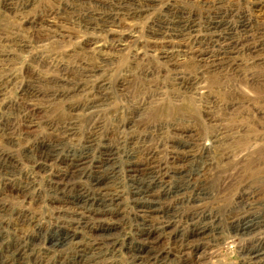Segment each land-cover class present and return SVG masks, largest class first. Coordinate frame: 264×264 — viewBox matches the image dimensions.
<instances>
[{"label": "rangeland", "instance_id": "1", "mask_svg": "<svg viewBox=\"0 0 264 264\" xmlns=\"http://www.w3.org/2000/svg\"><path fill=\"white\" fill-rule=\"evenodd\" d=\"M97 1L104 2L0 0V160H8L4 167L15 168L13 188L22 186L26 179L34 182L26 193H16L3 185L5 180L0 177V264H71L73 245H88L93 235L74 225L79 219L70 216L67 207L51 205L42 198L54 184L52 175L57 169L56 166L39 167L29 156L36 154L42 141L61 142L79 149L85 137L95 134L102 142L121 147L133 156L134 162L145 165L146 156L154 149L159 153L158 160H167L165 147L190 135L192 141L198 143L194 144L197 146L194 151L212 158L216 169L221 170L232 166L234 156L218 160L220 152L215 150L214 137L229 138L224 144L234 149L235 144L244 139L252 148L264 149V50L230 55L237 59L236 64L239 62L237 68L230 67L231 64L207 68L195 62L189 52L190 55L182 52L189 47L190 40L176 37L161 40L171 54L166 60L157 55L163 46L159 48L157 43H152L154 39L148 34L166 7L197 15L201 25L198 36L204 26L200 24L202 17H207L208 11L214 8H222L246 14L249 35L256 38L264 31V11L251 12L248 0H153L139 17L119 18L118 26L110 32L102 31L95 22V27H87L81 19L85 12L97 8ZM212 1L221 4L207 9ZM177 106L184 110H167ZM151 111L162 115L157 113L155 118ZM31 117L32 124L27 127ZM232 136L234 138L230 139ZM157 141L165 142V147L162 144L163 147L157 148ZM120 158L124 163L125 157ZM261 160L256 166L262 165ZM123 177L120 171L113 185L118 187L116 192L121 196L119 210L128 213L119 211L100 223L86 218L80 220L107 227L114 242L112 245L104 243L93 258L94 252L88 251L86 257L90 264L132 263L125 247L141 238L130 219L132 209L128 206ZM228 182L226 180L225 184L230 185ZM217 192V199H221L228 189L224 185ZM263 193L259 192L254 200L264 202ZM205 204L207 209L216 206L210 202ZM181 209V213H189L187 208ZM220 215V220L224 221L234 214L224 211ZM150 222L155 224L156 220ZM38 226L71 230L74 240L65 248L53 249L38 239L23 240V236L35 235ZM173 229L169 230L171 235L157 234L151 239V253L166 255L162 264H239L241 261L237 240L220 241L218 245L207 241L204 246L213 248L205 251L208 255L205 252L198 255L199 258L192 253L180 254L182 247L173 240ZM14 249L19 252L11 253Z\"/></svg>", "mask_w": 264, "mask_h": 264}, {"label": "bare ground", "instance_id": "2", "mask_svg": "<svg viewBox=\"0 0 264 264\" xmlns=\"http://www.w3.org/2000/svg\"><path fill=\"white\" fill-rule=\"evenodd\" d=\"M151 1L153 0L97 1V8H93V12H85L81 19L87 27H95L93 25L95 22L96 25H100L101 30L113 32V29L118 26L117 21L119 18L122 20L137 17L151 6L149 4ZM220 4L219 1H212L210 6L207 5V9L218 7ZM248 5L251 12L264 11V0H248ZM174 8L166 7L163 13H160L157 20L154 21L152 31L148 32L150 38L154 39L153 42L151 41L152 43L155 45L157 43L159 48L160 46L164 47L160 48L159 54H157L160 59L169 60L171 55L165 49L166 44H164V41L161 42V40L166 39L165 37L184 39L182 41L190 40L189 47L182 52H189L194 56L195 62L203 63L207 68H219L226 64H231L230 67L237 68L239 62L238 64L235 63L237 59L232 57L233 54H239L243 51L246 53L248 51L264 50V31L259 32L256 38L255 36L254 38L250 37L249 21L244 13L236 10L214 8V11H208L209 15L207 17L201 16L203 20L200 24L202 23L204 26L201 29V35L198 36L201 25L198 23L197 15L178 11L176 7ZM189 59L191 58L189 57ZM182 106L172 107V109L167 108V110H178V108L184 110ZM151 112L153 117L157 118V113L161 116L163 111ZM181 115L184 114L182 113ZM30 120H32V117L29 118L27 127H30ZM189 136L178 138V141L171 142L169 147H165V142L160 144L157 141V148H161L164 145L167 160H158L157 155L159 153L154 149L151 154H148V157L146 156L147 163L145 165H139L134 162L133 156L125 153L121 147L111 146L108 141L102 142L103 139L98 138L95 134L85 137L84 143L78 147L79 149L68 147L67 144L64 146L65 143L61 142L59 144H53L54 142L44 143L43 141L39 143L40 145L36 148V154L29 156L33 157L35 164L39 167H57L52 175L55 182L50 185V191L46 194L44 193L45 195L41 193L43 194L42 198L51 205H58L62 208L67 207L70 216L73 215L79 219L78 222H74V225L77 228L83 227V229L85 228L93 234L91 235L92 237L89 235L91 239L88 245H80L78 243V245H73L74 258L71 260V264H90L86 257L88 251L94 252V255L91 254L93 258L97 256L99 249L104 243L108 244L111 242L109 243L110 245L114 243L111 241L110 231L106 229L107 227L104 228L94 223L90 225L88 224L89 220L82 223L80 220L86 218L100 223L107 218H112L120 211L121 196L116 192L117 186L114 188L113 185L120 171H122L125 184L127 185L128 206L132 209H129L131 211H129L130 219L134 224H132L134 231L141 238L125 247L127 256L129 255L132 263L144 261L146 264H162L166 255L162 257L159 253H151V239L157 234L159 236L164 234L171 235L169 230L175 228L173 229L175 231L173 240L180 242L182 247V253L180 254L192 253L193 256L199 258L198 255H204L206 250L213 248L210 247L208 249L204 246L207 241H212L214 245H218L220 241L237 240L240 243H238V252L241 256L239 264H264V202L254 200L258 197L259 192L262 193L264 191V161L261 160L264 158V149L258 148L259 146L257 149L252 148V144L247 143V139L236 143V148L234 149L224 144L225 139L229 138L214 137L212 138L214 139L213 145L215 144V150L220 152L218 160L223 161L234 156L232 166L227 170H221L216 169L212 158L204 157L194 151V144L198 143H196L197 140L193 142ZM233 138L232 136L230 139ZM168 139L170 140V138ZM122 155L126 159H124V163L120 160ZM259 159L262 161L260 167L256 166ZM7 161L3 162L0 160V177L5 180L3 185L16 191V193H26L34 183L33 179H26L24 182L22 181L23 183L20 182L22 186L13 188L11 182L16 176L15 168L4 167ZM14 166L16 167V164ZM226 180L227 182L229 181L228 183L231 182V184H225ZM235 181L236 184L234 183ZM78 184L80 186L75 191V186ZM224 185H226L228 192L221 199H219L220 197L217 199L216 193ZM206 202L207 204L208 202L215 204V208L209 204L211 208L207 209ZM183 207L187 208L189 213L188 211H186L187 214L181 213L180 210ZM224 211L234 215L221 221L222 216L220 214L224 213ZM127 217L129 216L127 215ZM152 219L156 220L155 224H150ZM179 223L181 225H178ZM176 224L181 228L178 229ZM38 227L35 235L23 236V240L27 242V240L38 239L43 241L48 248L53 249L65 248L68 244H72V240L75 237L71 230H62V227ZM142 237H144V240ZM113 241L116 240L114 239ZM18 249H14L11 253L19 252L20 249ZM206 255L208 254L206 253Z\"/></svg>", "mask_w": 264, "mask_h": 264}]
</instances>
